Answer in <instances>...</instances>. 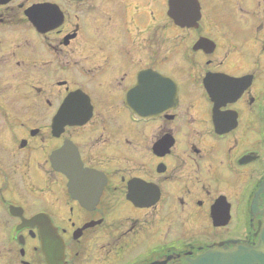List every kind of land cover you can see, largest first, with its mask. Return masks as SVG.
Listing matches in <instances>:
<instances>
[{
  "label": "flooded vegetation",
  "instance_id": "flooded-vegetation-1",
  "mask_svg": "<svg viewBox=\"0 0 264 264\" xmlns=\"http://www.w3.org/2000/svg\"><path fill=\"white\" fill-rule=\"evenodd\" d=\"M264 220V0H0V264H189Z\"/></svg>",
  "mask_w": 264,
  "mask_h": 264
},
{
  "label": "water",
  "instance_id": "water-1",
  "mask_svg": "<svg viewBox=\"0 0 264 264\" xmlns=\"http://www.w3.org/2000/svg\"><path fill=\"white\" fill-rule=\"evenodd\" d=\"M189 264H264V220L258 242L253 247L210 250Z\"/></svg>",
  "mask_w": 264,
  "mask_h": 264
}]
</instances>
